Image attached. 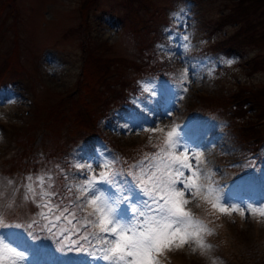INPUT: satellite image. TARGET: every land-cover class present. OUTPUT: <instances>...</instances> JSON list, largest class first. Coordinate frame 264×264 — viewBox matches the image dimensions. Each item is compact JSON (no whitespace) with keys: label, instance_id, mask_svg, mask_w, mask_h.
<instances>
[{"label":"rangeland","instance_id":"374dc122","mask_svg":"<svg viewBox=\"0 0 264 264\" xmlns=\"http://www.w3.org/2000/svg\"><path fill=\"white\" fill-rule=\"evenodd\" d=\"M225 4H228L226 0H0V78L15 80L21 90L16 95L21 94L23 98L0 97V171L20 168L23 158L33 151L37 155L34 162L39 165L54 162V159L45 162V154L50 149L57 154L72 149L70 161L75 164L83 160L89 144L79 139L87 134L85 128L106 124L99 118L106 111L124 123L127 117L116 112L122 107L118 106L116 94L131 86L132 81L136 82L140 66L144 64L169 66L162 72L171 74L165 86V80L153 72L146 82L152 103L146 104L144 96L136 91L132 97L138 103H130V107L136 111L138 107H152L155 101L162 100V110L174 103L172 115L158 119L155 125L166 131L174 123L211 127L227 118L241 147L246 146L264 128V0H237L239 15H229L230 11L224 10ZM221 12L223 16L219 17ZM108 18L113 20L112 24ZM173 25H176V39L170 36L172 30L169 36L163 33ZM157 30L161 31L157 36L159 42L155 40ZM185 35L187 41L183 39ZM212 42L219 48L237 49L232 58V53L222 52L225 50L215 55L203 54L205 62L224 66L220 76L207 79L205 73L209 77H214V73L210 76L209 69L205 68L202 74L199 67V71L189 74L190 83L175 82L169 88V80L180 79L187 63L195 67L198 58L193 53L205 45L208 49ZM223 71L226 72L223 74ZM184 87L188 90L181 92ZM177 94L181 98L174 100ZM244 101L246 104L241 105ZM178 114L181 116L173 120ZM104 127L101 132H106L112 144L125 154H132L133 150L141 152L143 148L139 146L149 140L160 138L155 147L163 141V133L150 129L133 132ZM210 137L207 134L206 139ZM94 149L97 152L94 158L116 163L115 154L110 157V152L104 150L98 155L97 148ZM231 151L230 158L221 159L223 164L230 165L235 160H231L234 157ZM65 157L66 154L64 161H69ZM237 157L243 158L245 153ZM64 161L57 169L53 187L57 191L60 184H65L64 173L68 176L67 186L76 175V170L67 173L69 166ZM249 166L250 162L246 168ZM61 168L64 173L60 172ZM200 168L208 173V167ZM236 168L243 169L239 165ZM54 171L40 169L41 175H51L55 181ZM244 180L252 186L249 178ZM255 182L254 188L259 189L261 180L255 177ZM211 187L216 189L212 184ZM229 190H234L230 193L235 197L243 191L234 187ZM220 203L225 207L234 205L237 211L220 213L202 199L191 200L187 206L189 211L197 220L204 218L199 221L209 230L203 235L207 247L201 249L193 242L174 248L164 253V262L260 264L264 261V216L251 212L252 208H264V201L246 207L224 200ZM244 203L248 201L245 199ZM62 252L68 253L59 250ZM71 258L65 254L64 262L79 264ZM96 263L91 255L80 264Z\"/></svg>","mask_w":264,"mask_h":264},{"label":"snow or ice","instance_id":"6c2138e0","mask_svg":"<svg viewBox=\"0 0 264 264\" xmlns=\"http://www.w3.org/2000/svg\"><path fill=\"white\" fill-rule=\"evenodd\" d=\"M183 39L187 41V35ZM183 47L186 48L187 44ZM190 71L194 69H184L181 84L191 82ZM187 90L184 87L181 92ZM152 95L155 96L156 92L153 91ZM179 98V94L173 97L174 100ZM155 103L156 108L143 105L129 113L122 124L123 128L133 132L150 129L154 133H163L162 144L156 146V152L144 158L150 161V166L138 162L129 166L125 173L113 170L107 160L99 157L84 158L73 165L75 182L66 186L63 193L53 188L55 181L51 175L26 178L24 197L39 201L44 229L55 235L61 223L79 225L70 233L60 232L57 243L71 235L77 236L70 245L62 248L81 251L86 250L84 244H87L94 260L104 264H160L164 253L174 248L193 242L201 249L207 247L203 235L209 230L187 207L192 199H202L220 213L237 211L234 205L225 207L220 203L221 200L226 202V194H220L210 183L203 182L208 177L200 168L203 163L201 153L192 152L190 142L182 136L183 130L178 126L167 131L155 127L158 119L172 115L175 104L160 110L162 100ZM149 116H152L151 120ZM60 172L64 173V170L61 168ZM64 178L68 179L67 174ZM102 184L108 185L103 191ZM251 212L264 216V208H252ZM240 214L245 215V212ZM33 224L28 227L32 228ZM0 227L9 229L0 233V264L25 260L30 248L18 239L19 231H12L19 225L4 224L0 220ZM28 235L38 238L33 232Z\"/></svg>","mask_w":264,"mask_h":264},{"label":"trees","instance_id":"16d2710c","mask_svg":"<svg viewBox=\"0 0 264 264\" xmlns=\"http://www.w3.org/2000/svg\"><path fill=\"white\" fill-rule=\"evenodd\" d=\"M227 1V3L228 4H225V9L224 10H228V11H230V14L229 15H231V14H235V15H239L237 12H236V9H237V0H226ZM223 12H221V14L219 15V17H222L223 16V14H222ZM87 15V14H86ZM133 17H135V19H136V15L134 16L133 15ZM210 47L212 48V50H216V51H219V50H225V51H228V52H230L231 50H237V49H235L234 47H230V46H225V47H218V46H216V45H213V42L210 44ZM152 51V50H151ZM150 51V52H151ZM150 52L148 53V54H150ZM153 55V54H152ZM145 65V66H144ZM144 65H141L140 67H141V70L139 71V72H141L140 74H139V76H138V78H137V80H136V82H134L133 83V81H132V83H131V86H129L128 88H124L123 90H121V91H119L116 95H118V99H119V102H126V101H130V99H132V94L134 93V92H138V91H144V88H146L147 87V85H146V82H148V80H149V77L150 76H152L153 75V72H156V70L158 69V64H156V65H152V64H144ZM143 71V72H142ZM10 80V82H12L13 81V79L12 78H0V84H2L3 82H7V81H9ZM142 82H143V84H144V87H143V85H142ZM143 87V88H142ZM142 88V89H141ZM118 103V102H117ZM116 103V104H117ZM244 104H246V102L244 101L241 105H244ZM110 105H114V104H110ZM232 106V105H231ZM109 109V108H108ZM107 109V110H108ZM236 109H237V105H236ZM262 111V110H261ZM107 112V111H106ZM100 117H102V116H100ZM99 117V118H100ZM86 131L85 132H87V134H93V133H95V132H98L97 131V129H96V127L94 126V124H91L90 126H87L86 128ZM262 134H264V128H263V130H262V132H261V134L259 135V136H257V137H253V138H250V139H252L254 142H258L259 140H260V137H261V135ZM251 143L250 142H248L247 143V147H250L251 148ZM117 149H118V151L120 152V159H121V165L124 167V168H126L127 167V165H128V163L129 162H131L130 160H131V158H133V154H129V153H124L121 149H119L118 147H117ZM31 164V162L29 161V162H26V164H25V166H29ZM22 167H24V166H22ZM260 264H264V261H262Z\"/></svg>","mask_w":264,"mask_h":264}]
</instances>
